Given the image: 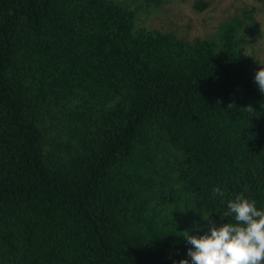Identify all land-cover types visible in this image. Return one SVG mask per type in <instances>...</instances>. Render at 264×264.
I'll use <instances>...</instances> for the list:
<instances>
[{
	"label": "trees",
	"instance_id": "16d2710c",
	"mask_svg": "<svg viewBox=\"0 0 264 264\" xmlns=\"http://www.w3.org/2000/svg\"><path fill=\"white\" fill-rule=\"evenodd\" d=\"M172 1L0 0V264H179L264 210L251 12L190 36Z\"/></svg>",
	"mask_w": 264,
	"mask_h": 264
},
{
	"label": "clouds",
	"instance_id": "9594fccd",
	"mask_svg": "<svg viewBox=\"0 0 264 264\" xmlns=\"http://www.w3.org/2000/svg\"><path fill=\"white\" fill-rule=\"evenodd\" d=\"M254 80L264 94V67L256 71ZM249 110H253L251 106ZM212 195L223 203L226 190L214 187ZM223 216L234 222H224L218 228L210 223L208 232L199 236L183 231L182 237L191 245L187 249L190 260L181 259L179 264H264V210L241 193L227 200ZM194 227L199 231V226Z\"/></svg>",
	"mask_w": 264,
	"mask_h": 264
},
{
	"label": "rangeland",
	"instance_id": "374dc122",
	"mask_svg": "<svg viewBox=\"0 0 264 264\" xmlns=\"http://www.w3.org/2000/svg\"><path fill=\"white\" fill-rule=\"evenodd\" d=\"M193 1L170 2L163 18L165 25L190 36L203 35L215 30L216 25L223 19L238 15L241 11H250L257 33L246 51V56L256 70L264 67V13L258 0H207L211 6L200 14L192 9ZM248 23L251 22L248 20Z\"/></svg>",
	"mask_w": 264,
	"mask_h": 264
}]
</instances>
